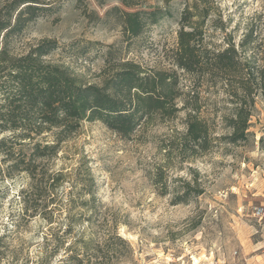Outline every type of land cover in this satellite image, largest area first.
<instances>
[{"label":"rangeland","instance_id":"374dc122","mask_svg":"<svg viewBox=\"0 0 264 264\" xmlns=\"http://www.w3.org/2000/svg\"><path fill=\"white\" fill-rule=\"evenodd\" d=\"M14 1L0 0V19L14 23ZM38 1L5 38L10 55L49 39L42 58L87 83L112 79L125 61L142 74L174 73L167 105L177 109L146 114L126 137L83 119L54 154L32 159L50 132L30 139L0 128L11 139L0 146V264H264V99L251 95L247 135L232 142L224 116L235 102L212 65L228 42L240 61L264 65V0ZM153 9L154 22L142 16L141 32L125 34L122 10ZM182 17L201 33L194 72L174 62ZM188 114L208 132L205 149L182 139ZM185 182L197 192L184 196Z\"/></svg>","mask_w":264,"mask_h":264},{"label":"trees","instance_id":"16d2710c","mask_svg":"<svg viewBox=\"0 0 264 264\" xmlns=\"http://www.w3.org/2000/svg\"><path fill=\"white\" fill-rule=\"evenodd\" d=\"M37 3L38 0H15L12 11H18L14 23L9 19H0V72L5 77L3 102H0V128H22L24 133L20 136L24 138L31 139L32 134L42 132H50L53 138L52 142L35 141L30 159L54 154L60 143L79 127L83 119H98L126 137L146 114L159 111L169 115L177 109L172 103L169 105L171 109L167 105L175 96L172 89L176 81L174 73L160 71L142 74L138 64L125 61L120 63L112 79L103 81L101 85L87 83L68 68L42 58L54 46V41L49 39L39 41L25 55H10L5 38L21 30L25 20L33 18ZM122 3L126 7L131 5L125 0ZM158 12L160 9L122 10L125 34L138 35L143 27L142 16H149L150 21L154 22ZM24 13L28 14L27 18H22ZM184 20L186 17L179 21L181 27L173 57L178 67L194 72L201 66L196 52L197 36L201 33L196 25H191V30H185ZM236 55L234 45L228 42L226 47L213 54L212 63L217 67V75L225 81L230 100L235 102L232 112L224 116L231 128L228 138L232 142L247 135L250 114L247 103L252 101L251 95L258 92L264 99V65L253 64L248 60L240 61ZM182 139L190 143L193 151L197 148L205 149L208 132L203 122L188 114L186 132ZM8 141L11 139L1 137L0 146ZM25 169L30 170L29 167ZM61 177L60 172L55 173L53 181ZM184 187V196L190 189L197 192L189 182H185ZM181 198L182 195L175 197Z\"/></svg>","mask_w":264,"mask_h":264},{"label":"built area","instance_id":"2783aa9c","mask_svg":"<svg viewBox=\"0 0 264 264\" xmlns=\"http://www.w3.org/2000/svg\"><path fill=\"white\" fill-rule=\"evenodd\" d=\"M192 264H194V263H192ZM198 264H217V260H215L214 258L209 257V258H206V259H204L202 261H199Z\"/></svg>","mask_w":264,"mask_h":264},{"label":"bare ground","instance_id":"6f19581e","mask_svg":"<svg viewBox=\"0 0 264 264\" xmlns=\"http://www.w3.org/2000/svg\"><path fill=\"white\" fill-rule=\"evenodd\" d=\"M195 263V262H194ZM198 263V262H197Z\"/></svg>","mask_w":264,"mask_h":264}]
</instances>
